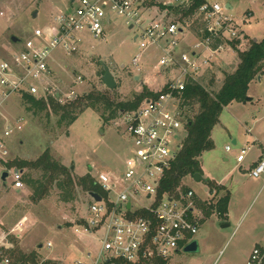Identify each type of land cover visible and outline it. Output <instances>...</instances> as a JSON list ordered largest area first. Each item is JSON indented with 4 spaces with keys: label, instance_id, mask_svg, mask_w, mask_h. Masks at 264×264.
Wrapping results in <instances>:
<instances>
[{
    "label": "rangeland",
    "instance_id": "1",
    "mask_svg": "<svg viewBox=\"0 0 264 264\" xmlns=\"http://www.w3.org/2000/svg\"><path fill=\"white\" fill-rule=\"evenodd\" d=\"M161 1L146 0V3L159 7L163 5ZM209 1H217L224 8V14L239 26V49L247 47L250 40L260 42L264 39V0ZM69 6L70 0H0V11L4 13L0 16V57L9 59L20 50V42L13 43L12 36L20 41L32 37L34 29L45 25L53 12ZM109 17L113 25L107 28L105 39L88 35L77 54L52 52L49 90L73 88L78 96L98 90L118 100H128L141 90V82L158 92L176 75V70L167 73L157 65L154 48L142 50L138 47L133 30L126 28L120 16L111 14ZM194 18L192 20L201 25ZM138 53L141 55L136 67L132 58ZM219 55L223 69L237 64L235 51L225 50ZM100 61L106 63L116 81L112 89L102 81ZM76 75L82 76L81 83L75 82ZM247 96L252 100L234 101L223 108L219 122L211 131L213 148L199 157L204 179L214 181L218 190L202 180L184 179L186 188H191L199 198V205L205 204L200 229L194 236L199 248L196 252L180 249L165 264H245L252 247L264 241V178L249 174L259 150L251 145V140L246 144L251 135L264 142V80L257 77L252 80ZM99 113L85 108L67 126L58 123L59 116L52 112L47 115L45 111L38 114L27 111L22 94L12 95L1 109L0 131L5 120L13 121L17 117L22 118V128L7 139L10 151L7 160L34 159L48 148L56 160L71 168L73 177L90 173L96 179L98 173L105 170L119 174L131 154V139L122 125L115 124L119 114L107 121ZM184 137L182 131L180 141ZM233 138L236 145L232 143ZM225 145L231 150L225 151ZM247 145L250 148L246 149L245 160L237 163L236 154ZM3 168L11 166L0 161V175ZM4 184H0V230L7 233L8 242L7 247L0 248V264L9 259L5 251L16 246L26 253L36 252L40 262L53 260L58 264H73L75 260H93L100 248L99 232L78 234L74 231L87 215L90 199L84 191L76 187L74 198L65 201L60 191L53 188L43 199L33 201L28 186L16 192L10 179ZM212 189L214 194L207 197ZM226 192L230 194L227 212L220 214L215 205ZM20 221L21 229L12 231ZM47 242L51 245L47 246ZM88 251L90 256L86 255Z\"/></svg>",
    "mask_w": 264,
    "mask_h": 264
},
{
    "label": "built area",
    "instance_id": "2",
    "mask_svg": "<svg viewBox=\"0 0 264 264\" xmlns=\"http://www.w3.org/2000/svg\"><path fill=\"white\" fill-rule=\"evenodd\" d=\"M192 1L163 0L161 8L147 4L146 0H70L69 7L58 9L45 25L35 28L32 37L19 41L20 50L9 59L0 57V112L14 94L35 97L52 94L60 102L76 98L78 93L73 88L48 89L52 52L77 53L85 34L105 39L107 28L113 25L111 14L120 16L126 28L133 30L140 49L152 47L157 51L158 66L167 73L177 71L160 91L154 92L155 96L143 99L134 110L119 113L115 124L122 125L131 139V154L119 174L110 170L98 173L95 180L105 194H99V201L91 198L84 221L74 231L99 232L100 248L91 262L75 260L73 264H137L153 257L169 260L194 240L200 229L204 215L195 192L187 188L178 196L160 197L158 187L182 146L184 139L180 141V133L184 131L186 136L178 107L180 94L188 82L197 81L212 65L213 54L227 45V40L239 38L240 30L217 1L206 0L195 11V19L201 22L197 40L191 48H182L184 28L172 18L169 6L188 7ZM3 15L0 11V16ZM215 41L221 43L215 45ZM203 49L208 53L203 55ZM140 55L132 58L136 67ZM75 82L81 83L82 77L77 75ZM1 128L0 161L7 162L10 158L7 139L22 128V118L5 120ZM262 146L249 172L255 178H264V143ZM224 149L230 151L231 147L225 145ZM246 149H239L235 156L237 163L243 162ZM4 171L7 176L1 180L0 175V184L5 185L10 179L15 190L24 188L21 169L3 168L1 174ZM118 185L122 188L118 189ZM212 194L213 189L207 197ZM21 222L12 231L21 229ZM7 242V233L0 230V248L7 247ZM86 255L91 254L88 251ZM4 263L11 264L7 258ZM245 264H264V241L252 247Z\"/></svg>",
    "mask_w": 264,
    "mask_h": 264
},
{
    "label": "trees",
    "instance_id": "3",
    "mask_svg": "<svg viewBox=\"0 0 264 264\" xmlns=\"http://www.w3.org/2000/svg\"><path fill=\"white\" fill-rule=\"evenodd\" d=\"M205 1L193 0L188 7L169 6V12L182 24L185 23V20H189L190 28L199 33L201 25H198L192 18L195 17L197 8ZM160 7L163 8L161 4ZM219 43L221 42L215 41L214 44ZM226 43L236 52L238 62L235 68L221 71L222 79L220 81L217 80L214 70L208 69L197 81L188 82L185 90L180 94L178 107L182 111L186 136L170 167L160 180L158 187L160 197L178 196L187 189L184 183L186 177H192L195 173L202 174L199 157L204 151L213 148L211 131L219 122L223 108L234 101H244L249 83L264 71V39L260 42L250 40L248 46L242 50L239 49L240 38L232 41L227 40ZM155 95L154 92L143 86L140 92L135 93L128 100H118L108 92L98 90L85 92L64 102H60L52 94L37 98L23 93L22 100L26 104L27 111L32 110L35 114L45 111L47 115L52 112L59 116L58 123H65L69 126L85 108L100 112L103 119L110 121L120 112L136 109L143 99ZM193 107H196L195 110ZM106 112L107 115H105ZM4 164L23 171L24 186L29 187L33 201L43 199L53 188L60 191V196L65 201L74 198L76 187L84 191L90 200L91 193L101 196L105 194L90 173L73 177L71 168L56 160L48 148L34 159L15 158L4 162ZM205 182L210 188L218 187L214 181L205 180ZM219 188H223V186L219 185ZM229 197V192H226L217 201L215 206L220 214L227 212ZM204 205L202 204V206ZM202 209L204 211L205 206ZM5 253L11 259V264H58L53 260L40 262L36 252L26 253L18 246L6 250ZM165 261L153 257L143 259L137 264H165Z\"/></svg>",
    "mask_w": 264,
    "mask_h": 264
},
{
    "label": "crops",
    "instance_id": "4",
    "mask_svg": "<svg viewBox=\"0 0 264 264\" xmlns=\"http://www.w3.org/2000/svg\"><path fill=\"white\" fill-rule=\"evenodd\" d=\"M58 10V9H57ZM56 10V11H57ZM54 13V12H53ZM185 23H181L182 24V27L184 28V30H183V44H182V48H191V46H192V44L197 40V37H198V32L195 30H192L191 28H190V25H189V20L188 21H184ZM109 28V27H108ZM85 36H88L87 34H85L83 37H85ZM19 39H18V43H19ZM17 42H13V43H17ZM84 43V40H83V42H82V44ZM82 44H81V46H82ZM80 46V47H81ZM246 47V46H245ZM244 49V48H243ZM225 50H233V51H235L233 48H231L230 47V45H224V47H222V49H220V50H217L214 54H213V63H212V65L210 66V67H207L206 68V70L204 71V72H206L208 69H210V70H214V72L216 73V78H217V80H221L222 79V76H221V71H227V70H233L234 68H235V66L234 67H228V68H226V69H223L221 66H222V64H221V61H220V53L221 52H223V51H225ZM80 52V49H79V51L77 52V53H79ZM77 53H75V54H77ZM206 53H208L207 51H206V49L204 50H202V54L203 55H205ZM71 55H73V54H71ZM101 62V61H100ZM104 62V61H103ZM238 62V61H237ZM105 63V62H104ZM51 67V66H50ZM221 67V68H220ZM51 69L53 70V68L51 67ZM73 75H75L74 73H72ZM77 76V75H76ZM81 76V75H80ZM263 76H264V73H261V74H259L258 76H257V79H262L263 78ZM82 77V76H81ZM137 79V78H136ZM141 84H142V86H141V90H142V87L143 86H145L144 85V83L143 82H141ZM147 87V86H146ZM150 91H152L153 92V90L151 89V88H149V87H147ZM140 90V91H141ZM139 91V92H140ZM56 97V96H55ZM57 98V97H56ZM252 100V99H251ZM247 102V101H246ZM228 106V105H227ZM247 130V132H250V129L249 128H247L246 129ZM14 135V134H13ZM250 136V135H249ZM251 140V141H250ZM249 141H250V143H251V145H253V146H256V149H258L259 150V153L256 155V157H258L259 155H260V153L262 152V150H263V143L264 142H261V141H259V139L256 137V136H250V138L247 140V142H246V144H248L249 143ZM232 143L234 144V145H236V143H237V141H236V139L235 138H233L232 139ZM248 146V148H250V146L249 145H247ZM244 160H245V158H244ZM243 160V161H244ZM255 160H253L252 161V165H253V162H254ZM251 165V166H252ZM16 192H19V191H17L16 190Z\"/></svg>",
    "mask_w": 264,
    "mask_h": 264
},
{
    "label": "water",
    "instance_id": "5",
    "mask_svg": "<svg viewBox=\"0 0 264 264\" xmlns=\"http://www.w3.org/2000/svg\"><path fill=\"white\" fill-rule=\"evenodd\" d=\"M227 8H229L228 5H226ZM37 12H34L33 13V16H36ZM11 40L13 42H17L18 41V38L15 37V36H12L11 37ZM102 64V67H103V75H102V81L104 83V85L107 87V88H114L116 86V81L111 73V71L109 70L108 66L106 65V63H104L103 61L100 62ZM58 96V95H57ZM251 100V97L249 96H246L245 97V100L243 102H246V101H250ZM7 176V172H2L1 174V180H5V177ZM192 178L196 181H205L203 175L201 173H195L193 174ZM91 198L94 199L95 201H99L100 200V195L97 194V193H91L90 194ZM129 203H127V207H129ZM223 226H226L223 224ZM199 248V244H198V241L196 239L192 240L191 242H189L188 244H186L183 248V251L184 252H196Z\"/></svg>",
    "mask_w": 264,
    "mask_h": 264
}]
</instances>
